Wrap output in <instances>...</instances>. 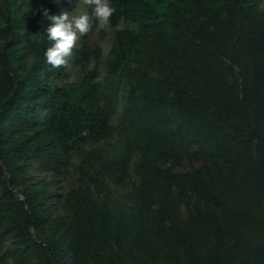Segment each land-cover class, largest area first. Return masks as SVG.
<instances>
[{"label":"trees","instance_id":"1","mask_svg":"<svg viewBox=\"0 0 264 264\" xmlns=\"http://www.w3.org/2000/svg\"><path fill=\"white\" fill-rule=\"evenodd\" d=\"M35 1L0 0V264H264V0H110L72 81L42 9L80 0Z\"/></svg>","mask_w":264,"mask_h":264},{"label":"clouds","instance_id":"2","mask_svg":"<svg viewBox=\"0 0 264 264\" xmlns=\"http://www.w3.org/2000/svg\"><path fill=\"white\" fill-rule=\"evenodd\" d=\"M83 3L91 8V15L83 13L70 19L67 11L50 15L48 9H42L43 16L51 21L45 30L50 46L44 56L47 63L54 68L66 64V57L72 55L80 37L92 30L94 21L105 26L115 12L110 0H83Z\"/></svg>","mask_w":264,"mask_h":264},{"label":"rangeland","instance_id":"3","mask_svg":"<svg viewBox=\"0 0 264 264\" xmlns=\"http://www.w3.org/2000/svg\"><path fill=\"white\" fill-rule=\"evenodd\" d=\"M35 3L38 7L39 5H42L45 2L43 0H36ZM83 13H88L89 15H91V8L88 5L84 4L83 0H80L77 2L75 9L71 13H68V15H69V18L71 19L72 17L79 16ZM97 22H98V26H97V29L95 30V32L90 34V37L87 39L84 38V35L81 36L80 39L77 41L76 46H80L84 41L89 42L91 45H94L97 42H99L103 46V48L105 50V55H106L109 52L110 47L112 45V37H111L112 31L110 29L109 23L105 26H101L100 22L99 21H97ZM102 27L109 29V37H107L104 41H101L99 39V35H98V30ZM92 66H93V62L87 64L85 68L89 69ZM83 69H84V67L80 63H76L75 60L71 56L66 57V70H67V74H68L67 75L68 81L74 80L77 76H79L82 73ZM101 72L102 73L98 77V80L103 79V77H104L102 70H101ZM73 158H74L75 162H78L80 160V157L78 158V157L73 156ZM186 167H188V163H186ZM58 186H61L62 189H67V182L60 180L58 182Z\"/></svg>","mask_w":264,"mask_h":264}]
</instances>
